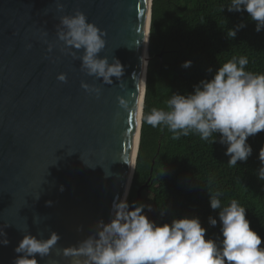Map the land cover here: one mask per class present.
<instances>
[{"label": "water", "instance_id": "95a60500", "mask_svg": "<svg viewBox=\"0 0 264 264\" xmlns=\"http://www.w3.org/2000/svg\"><path fill=\"white\" fill-rule=\"evenodd\" d=\"M152 7L153 0H0V232L9 241L0 245V264H12L24 234L47 239L51 231L60 239L48 256L36 257L38 264H72L63 250L94 233L98 220L109 222L114 201H128L141 141ZM77 9L105 33L99 55L119 60V81L103 84L61 51L54 26ZM61 73L66 83L56 79ZM81 82L100 88L99 98Z\"/></svg>", "mask_w": 264, "mask_h": 264}, {"label": "clouds", "instance_id": "9594fccd", "mask_svg": "<svg viewBox=\"0 0 264 264\" xmlns=\"http://www.w3.org/2000/svg\"><path fill=\"white\" fill-rule=\"evenodd\" d=\"M56 8L63 12L64 5L57 3ZM226 8L229 12H246L255 22L256 32L264 29V0H230ZM54 27L61 51L73 60L78 59L80 70L86 75L106 85L113 83L112 78L119 81L124 75L119 60L113 58L109 62L107 57H100L106 45L105 33L88 22L84 13L77 9L70 15H61ZM243 27L245 24L241 23L229 29L228 35L234 39ZM52 47L49 44L48 51ZM191 63L185 61L181 67L189 68ZM247 64L246 56L233 57L219 66L211 79L194 85L192 93H172L166 101L167 110L153 108L147 115L139 114L138 120L153 128L166 127L173 133V139L195 132L207 141L213 134L216 137L219 134V140L213 138L211 143L226 146L228 165L234 167L238 161L246 162L252 154L247 139L264 132V74L246 71ZM56 79L67 82L64 73ZM80 87L99 98L100 88L84 82ZM117 102L121 109L128 108L125 99L118 96ZM258 159L257 178L264 181V146L259 150ZM59 190L63 191V186ZM221 195L219 191L209 195L210 208L219 210L220 228L216 238H205L206 229L198 217L173 218L170 223L158 224L146 215L145 208L151 212V205L130 206L124 196L113 202L109 222L98 220L95 232L76 246L65 248L63 255L73 257L72 264H264L262 239L250 228L246 209L236 200L222 206ZM46 204L50 206L51 202ZM164 214L161 210L160 215ZM218 220L209 216L208 224L216 227ZM0 238V245L7 246L9 241L3 230ZM59 239L54 231L47 239L24 234L14 248L18 255L12 264H38L36 257L48 256Z\"/></svg>", "mask_w": 264, "mask_h": 264}, {"label": "trees", "instance_id": "16d2710c", "mask_svg": "<svg viewBox=\"0 0 264 264\" xmlns=\"http://www.w3.org/2000/svg\"><path fill=\"white\" fill-rule=\"evenodd\" d=\"M229 4L230 0H153L144 115L153 108L167 110L166 101L172 93H192L194 85L211 79L216 69L233 57L246 56L245 70L264 74V29L256 32L249 15L227 11ZM241 23L245 27L233 39L228 30ZM185 61L192 62L189 68L181 67ZM172 137L166 127L142 123L130 206L138 189L148 183L137 204L151 205V212L145 208L150 220L162 224L195 216L206 229L205 238H216L219 210L210 208L209 195L219 191L222 206L236 200L246 209L245 218L264 246V181L257 178L264 132L247 139L252 154L234 167L227 163L226 146L211 143L213 138L219 140V134L207 141L195 132ZM209 216L217 218L216 227L208 224Z\"/></svg>", "mask_w": 264, "mask_h": 264}, {"label": "snow or ice", "instance_id": "6c2138e0", "mask_svg": "<svg viewBox=\"0 0 264 264\" xmlns=\"http://www.w3.org/2000/svg\"><path fill=\"white\" fill-rule=\"evenodd\" d=\"M134 118V122H135V117H131V120Z\"/></svg>", "mask_w": 264, "mask_h": 264}, {"label": "bare ground", "instance_id": "6f19581e", "mask_svg": "<svg viewBox=\"0 0 264 264\" xmlns=\"http://www.w3.org/2000/svg\"><path fill=\"white\" fill-rule=\"evenodd\" d=\"M145 86V85H144ZM143 100H144V98H143ZM139 137H140V134H139ZM138 144H139V141H138Z\"/></svg>", "mask_w": 264, "mask_h": 264}]
</instances>
